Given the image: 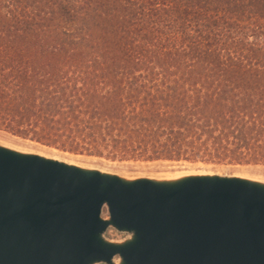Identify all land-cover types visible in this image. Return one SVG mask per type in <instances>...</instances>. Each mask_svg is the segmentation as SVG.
<instances>
[{
  "label": "trees",
  "instance_id": "1",
  "mask_svg": "<svg viewBox=\"0 0 264 264\" xmlns=\"http://www.w3.org/2000/svg\"><path fill=\"white\" fill-rule=\"evenodd\" d=\"M0 125L99 155L264 164V0H0Z\"/></svg>",
  "mask_w": 264,
  "mask_h": 264
},
{
  "label": "water",
  "instance_id": "2",
  "mask_svg": "<svg viewBox=\"0 0 264 264\" xmlns=\"http://www.w3.org/2000/svg\"><path fill=\"white\" fill-rule=\"evenodd\" d=\"M110 228L131 237L110 241ZM117 256L119 264H264V183L128 179L0 145V264Z\"/></svg>",
  "mask_w": 264,
  "mask_h": 264
},
{
  "label": "rangeland",
  "instance_id": "3",
  "mask_svg": "<svg viewBox=\"0 0 264 264\" xmlns=\"http://www.w3.org/2000/svg\"><path fill=\"white\" fill-rule=\"evenodd\" d=\"M0 145L20 152L58 159L84 168L117 174L128 179L170 180L187 175L211 174L238 176L264 183V164L209 163L187 160L151 161L130 157H113L107 154L99 155L82 149L71 150L65 147L62 142L52 144L49 141L24 136L3 125H0ZM105 216H108L107 212H105ZM105 236L113 242H123L131 237L129 233L119 232L114 228H110ZM114 262L119 264L121 258L117 256Z\"/></svg>",
  "mask_w": 264,
  "mask_h": 264
}]
</instances>
